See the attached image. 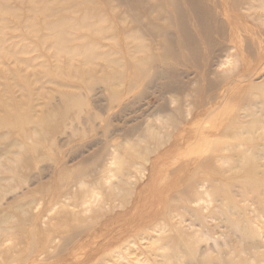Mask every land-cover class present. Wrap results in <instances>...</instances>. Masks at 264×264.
<instances>
[{
    "label": "bare ground",
    "instance_id": "1",
    "mask_svg": "<svg viewBox=\"0 0 264 264\" xmlns=\"http://www.w3.org/2000/svg\"><path fill=\"white\" fill-rule=\"evenodd\" d=\"M169 5L176 11L172 15L173 23L181 31L188 57L200 65L198 95L195 99L187 98L191 96L185 90L188 83L185 86L179 77L173 76L166 85V92L170 96L186 92L184 99L170 97L173 108L168 109L162 124L152 128L154 133L143 136V145L131 144L129 149L132 151L124 150L123 154L119 151L120 145L111 143L108 149L105 147L107 157L102 174L93 178L91 184L87 178L91 176L89 171H64L66 167L63 165L65 157L68 156L69 161L74 160L97 144L96 140L88 139L90 125L86 126L82 119L78 124L71 121L65 141L58 140L53 143L55 146L51 141L45 153L42 149L36 151L39 143L26 125H39V133L44 137L49 130L42 125L41 119L38 122L32 118V90H22L24 99L14 97L11 90H0V125L20 131L19 139H15L6 151L10 157L7 156L1 164L0 172L6 175L0 178V188L4 192H12L16 188L10 182L17 181L29 187L24 196L31 193L25 203L9 205L6 207L9 210L0 211V246L7 249L0 250V264H62L68 259L73 264H88L89 257L85 255L87 235L83 233V227L67 232H43L40 223L45 212L56 206L73 204L77 199L81 205L89 206L84 208L85 211L91 209V213L96 212L97 215L106 205L109 210L125 206L134 196V189L145 172L157 186L163 184L161 187L167 192L161 196L164 204L159 205L154 223L105 251V246L126 227L117 221L107 223L103 229L110 231V236H88L91 239L90 250L101 244L98 247L100 254L90 264H236L241 261V264H255L257 260V264H264V256H259L264 254V226L255 224H264L261 219L264 218V194L254 187L257 183L264 189V90H261L264 88V0H169ZM185 7L195 18L199 44L187 26L189 17L182 13ZM77 22L82 23L80 20ZM59 29V35L55 34L53 40L62 46L65 25ZM146 31L152 38L170 35L169 30L160 27ZM136 47L143 48L144 44L140 42ZM91 56L92 51L87 50L83 57L87 62ZM177 57L174 50L164 48L162 53L151 54L147 58L148 70L152 69L153 77L159 80L164 66L171 67L165 63L166 60L176 58L179 61ZM137 71L143 74L142 68L137 67ZM88 74L90 71L87 70L73 76L83 78ZM254 77L259 78L256 86L260 89L250 83ZM100 78L110 85L118 79L125 81L123 76L106 78L102 75ZM24 86L28 89L29 83L25 82ZM174 113L177 118H172ZM76 136L80 140L70 142ZM30 142V148L25 149ZM170 146L176 147L173 153L166 152ZM40 155L44 156L41 157L45 162L39 165L36 158ZM167 163L174 168L166 166ZM255 176L259 179L254 180ZM46 177L50 180L47 185H34ZM234 178L241 180L237 186H233ZM81 187L86 191L78 194ZM36 191L39 192L38 197H35ZM40 199L46 202L45 208L38 213H30V209L40 205ZM199 201L212 204L208 216L224 217L217 260L191 245L193 240L199 243L209 236L203 227L194 225L202 222L205 216L199 208L191 207L192 203ZM13 208L18 213L11 212ZM188 211L192 212L195 222L186 223L184 213ZM166 216L174 220L173 229L164 220ZM167 231H175L179 237L187 238L189 244L185 247L180 244L174 249L170 241H163L169 236L165 234ZM7 241H12V244L6 245ZM142 245L147 247L149 256L140 248ZM82 249L85 251L80 252ZM12 250L11 255L8 251ZM184 251L188 254V262L183 260ZM236 251L239 257L249 255L236 260ZM67 253L68 257H60ZM251 254L255 257L251 258Z\"/></svg>",
    "mask_w": 264,
    "mask_h": 264
},
{
    "label": "rangeland",
    "instance_id": "2",
    "mask_svg": "<svg viewBox=\"0 0 264 264\" xmlns=\"http://www.w3.org/2000/svg\"><path fill=\"white\" fill-rule=\"evenodd\" d=\"M182 13L189 17L187 26L196 37L197 43H195L199 44L195 18L187 7L182 10ZM175 14L176 11L170 7L169 0H0V90H11L14 97L23 99L25 95L22 90H32L30 101L32 118L38 122L41 119L42 125L47 126L49 130L44 137L39 133V125L35 123L26 125L28 132L30 131L34 140L39 143L36 151L42 149L45 153L51 141H53L52 144H56L58 140L65 141L66 131L71 128L70 122L78 124V121L82 119L87 123L86 126L89 124L91 127H89L90 138L88 139L96 140L97 144L74 160L69 161V157H65L63 165L66 167L64 171H89L91 176L87 178L91 184L93 178L96 179L102 174L101 170L107 157L105 147L108 149V145L112 143L120 145L121 154L124 150L131 152L132 148L129 149L131 144L143 145V136L154 133L152 128L158 127L165 120L168 109L174 106L170 102V97L183 100L186 92L189 91L191 96L187 98L195 99L198 95L201 69L198 61L194 62L187 55L181 31L173 23L172 15ZM78 20L82 23H78ZM62 24L65 25V40L63 45L59 46L53 38L55 34L59 35ZM158 27L169 30L170 35L157 38L149 36L150 33L146 29ZM140 42L144 44L143 48L136 47ZM164 48L174 50L178 54L179 61H176V58L166 60L165 63L171 67L164 66L163 74L157 80L152 75V69L148 70L149 63L146 60L151 54L153 56L162 53ZM87 50L92 51V56L86 62L83 56ZM137 67L142 68L143 74L137 71ZM87 70L90 74L83 75V78L73 76L78 72L84 74ZM102 75L106 78L110 75L123 76L125 81L118 79L116 84L113 82L114 84L110 85L108 81L105 82L100 78ZM173 76L179 77L178 80L185 86L188 83L186 92L179 95L171 94V96L169 92H166L168 90L166 85ZM258 81L259 78L254 77L250 83L258 88L256 86ZM25 82L29 83L28 89L24 86ZM161 92L164 94L162 95ZM1 113L0 106V117ZM172 115V118H177L175 113ZM80 124L85 126L84 123ZM19 136L20 131L4 124L0 125V167L6 157H10L7 153L10 144L15 139H19ZM79 140L80 138L76 136L70 142ZM31 145L30 142L25 149H29ZM68 145L70 146V143ZM76 149L80 150L79 147ZM175 149L176 147L170 146L166 152L173 153ZM110 151H112L111 148ZM41 156L36 158L39 160V165L40 162H45L42 158L44 156ZM166 166L174 168L171 163H167ZM5 175V172H0V178ZM255 177L254 180L259 179V176ZM112 180L117 181L116 178ZM240 181L234 178L233 186H237ZM48 182L50 180L46 177L34 185H47ZM10 184L16 188L12 192L5 191L7 192L5 193L0 188V211L9 210L6 208L9 205L25 203L31 194L28 192L29 194L26 193L24 196V191L29 189L24 183L11 181ZM255 185L256 190L264 194V189L258 187L257 183ZM161 186L163 184L157 186L145 172L137 188L134 189V196L132 195V199L125 206L120 205L109 210L106 205L103 211L97 212V215L96 212L91 213V209L85 211L84 208L89 206L81 205L80 199H77L73 204H69L70 206H56L53 210L45 212V218H42L43 222L40 226L43 232L49 234L83 227V233L87 235L85 255H88V264H90L100 254L98 247L101 244L90 250L91 239L88 236L97 237L105 234L107 237L110 236V231L103 229L107 223L117 221L124 224L126 227L123 232L116 235L105 246L104 250L107 251L113 246L120 245L125 238L133 237L134 233L141 228L154 223L158 215L157 211L160 209L159 205L164 204L161 196L167 193ZM85 189L81 187L78 194L86 191ZM30 191L32 192L33 189ZM38 196L39 192L36 191L35 197ZM40 200L38 203L40 205L33 210L30 209V213H38L45 208L46 202L43 199ZM211 205L202 201L191 204L192 208H199L201 214L205 215L202 222H195L191 211L184 215L186 223L194 220L196 227L201 226L205 232L209 233L207 240L203 238L199 243L193 240L191 245L200 252L209 253L213 259L217 260V250L220 249L217 247L221 246V232L224 230L221 220L224 217L219 216V219L208 216ZM94 206L95 204L93 209ZM11 212L16 214L18 210L13 208ZM26 214L29 215V213ZM261 219L264 220L262 217ZM164 220L172 229L175 227L174 220H171L170 216L168 218L166 216ZM255 224L264 226L261 222H255ZM167 233L165 234L169 236L163 241H170L174 249L177 245L182 244L185 247L189 244L187 238L179 237L175 231H167ZM185 240L186 242L183 243ZM213 241L217 243V246ZM11 242L7 241L5 244L10 245ZM17 248L18 245L14 247L15 250ZM140 248L149 256L145 245ZM0 250L7 249L1 245ZM85 250L82 249L80 252ZM8 252L12 255L14 250ZM224 252L222 250V253ZM167 253H170V249ZM236 253V260L249 255L239 257L238 251ZM187 255L184 251L183 260L186 262L189 260ZM64 256L68 257L69 254L60 255V257ZM259 256L263 258L264 254L260 253ZM254 257L255 255L251 256V258ZM65 263L73 264L69 259L62 264ZM241 263L243 261L236 264Z\"/></svg>",
    "mask_w": 264,
    "mask_h": 264
}]
</instances>
